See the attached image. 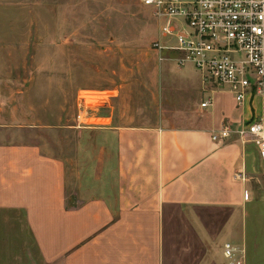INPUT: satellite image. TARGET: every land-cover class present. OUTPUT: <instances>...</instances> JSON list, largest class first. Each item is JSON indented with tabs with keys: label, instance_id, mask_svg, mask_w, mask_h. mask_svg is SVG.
Instances as JSON below:
<instances>
[{
	"label": "crops",
	"instance_id": "1",
	"mask_svg": "<svg viewBox=\"0 0 264 264\" xmlns=\"http://www.w3.org/2000/svg\"><path fill=\"white\" fill-rule=\"evenodd\" d=\"M201 93L192 126L81 128L103 145L85 172L78 153L0 145V210L25 215L45 264H230L228 243L264 264V160L253 144L212 140L251 104L216 92L203 109ZM248 189L258 199L245 201Z\"/></svg>",
	"mask_w": 264,
	"mask_h": 264
},
{
	"label": "rangeland",
	"instance_id": "2",
	"mask_svg": "<svg viewBox=\"0 0 264 264\" xmlns=\"http://www.w3.org/2000/svg\"><path fill=\"white\" fill-rule=\"evenodd\" d=\"M158 37L140 0H0V145L78 153L95 169L103 145L75 122L85 95L110 101L91 127L192 126L200 75ZM0 264H45L20 211L0 210Z\"/></svg>",
	"mask_w": 264,
	"mask_h": 264
},
{
	"label": "built area",
	"instance_id": "3",
	"mask_svg": "<svg viewBox=\"0 0 264 264\" xmlns=\"http://www.w3.org/2000/svg\"><path fill=\"white\" fill-rule=\"evenodd\" d=\"M159 28L154 47L176 53L178 65L191 64L199 73L206 100L216 92L231 94L238 107L251 104L252 116L237 128L225 126L212 133L216 143L232 138L253 144L264 160V0H140ZM163 60V59H162ZM110 101L101 96H81L77 101V128H90ZM246 181L243 175L237 176ZM247 202L258 199L245 190ZM230 264H244V250L225 245Z\"/></svg>",
	"mask_w": 264,
	"mask_h": 264
}]
</instances>
